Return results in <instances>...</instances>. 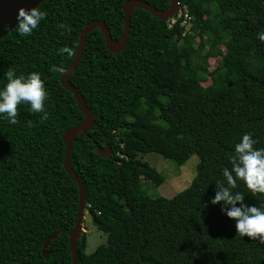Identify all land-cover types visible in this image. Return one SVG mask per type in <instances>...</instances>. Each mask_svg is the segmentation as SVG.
<instances>
[{
    "label": "trees",
    "instance_id": "16d2710c",
    "mask_svg": "<svg viewBox=\"0 0 264 264\" xmlns=\"http://www.w3.org/2000/svg\"><path fill=\"white\" fill-rule=\"evenodd\" d=\"M128 1L45 0L38 8L47 15L30 36L15 28L0 40V87L11 67L39 72L48 92L47 120L28 104L17 106L15 124L0 118V264H72L79 190L64 169L63 134L84 116L61 76L89 23H104L120 40ZM141 1L160 11L171 6V0ZM177 1L193 18L185 36L179 24L170 28V20L137 9L126 48L110 53L94 30L70 77L95 120L74 142L71 166L86 189L85 214L107 236L87 254L81 233L78 264H264V243L242 238L220 204L210 202L215 184L226 183L222 171L231 168L240 137L251 133L254 147L264 148V42L257 39L264 0ZM62 46L75 54L59 55ZM219 57L222 64L209 72L208 60ZM108 147L112 156L104 159L98 151ZM150 153L179 167L198 155L190 187L167 199L135 186L136 175L165 181L139 159ZM233 191L246 204L264 205V194L251 193L242 180Z\"/></svg>",
    "mask_w": 264,
    "mask_h": 264
},
{
    "label": "clouds",
    "instance_id": "9594fccd",
    "mask_svg": "<svg viewBox=\"0 0 264 264\" xmlns=\"http://www.w3.org/2000/svg\"><path fill=\"white\" fill-rule=\"evenodd\" d=\"M47 13L38 7L17 10L16 32L21 37L30 36ZM66 28V25H60ZM257 39L264 42V32L257 34ZM59 55L67 54L72 57L74 49L62 46L57 49ZM51 71L63 72L62 67L53 66ZM6 83L0 87V118L8 119L15 124L17 106L30 105L33 113H42L41 120H47L45 101L48 99L45 81L39 72L33 71L25 75L17 74L15 69L9 68L4 72ZM257 143L251 133H244L239 142L234 145V155L230 157L231 168L225 167L222 171L225 182L215 184V195L212 204H220L221 212L235 221L236 233L242 238L258 239L264 243V205L256 206L244 203V195L236 188L237 180H242L251 193L264 194V148H256Z\"/></svg>",
    "mask_w": 264,
    "mask_h": 264
},
{
    "label": "water",
    "instance_id": "95a60500",
    "mask_svg": "<svg viewBox=\"0 0 264 264\" xmlns=\"http://www.w3.org/2000/svg\"><path fill=\"white\" fill-rule=\"evenodd\" d=\"M44 1L45 0H0V40L9 35L15 29V25L17 23L16 14L19 8L23 7L25 9H30L33 7H39V5ZM137 9L147 11L155 18L166 21L171 20L178 11V1L171 0L170 8L166 11H160L147 2H143L141 0H129L123 7L124 31L120 40H115L112 38L110 30L104 23L100 21H93L89 23L80 34L79 46L73 62L61 76L62 86L73 94L78 108L84 116V120L78 126L66 130L63 134V141L66 148L64 169L69 177L76 183L79 190L77 223L74 230L71 232L69 241V249L72 254V264H78L79 262V252L77 247L84 221L86 189L71 166V155L73 144L76 141L78 135L81 133L87 135L93 129L95 120L91 109L86 105L81 93L73 85H71L70 77L78 68L84 53L87 38L94 30L98 29L102 32L105 37L106 48L110 53H121L126 48L130 34L131 17ZM98 153L104 159H109L112 156V150L110 147L102 151L99 150ZM51 238L52 237H49L44 245V256L47 259L49 258V255L46 252V248Z\"/></svg>",
    "mask_w": 264,
    "mask_h": 264
},
{
    "label": "rangeland",
    "instance_id": "374dc122",
    "mask_svg": "<svg viewBox=\"0 0 264 264\" xmlns=\"http://www.w3.org/2000/svg\"><path fill=\"white\" fill-rule=\"evenodd\" d=\"M208 63V71L213 72L222 64V58L209 59ZM210 84L211 81L209 80L203 83V86L207 87ZM139 159L155 168L165 178L162 185H157L141 175L135 176L133 184L135 186H140L151 198L163 197L171 199L177 194L185 191L195 179L197 167L200 163L198 155H193L185 165L180 167L155 153L140 155ZM81 233L87 235V254L94 253L100 245H105L107 243V236L93 225L88 213L84 216Z\"/></svg>",
    "mask_w": 264,
    "mask_h": 264
},
{
    "label": "built area",
    "instance_id": "2783aa9c",
    "mask_svg": "<svg viewBox=\"0 0 264 264\" xmlns=\"http://www.w3.org/2000/svg\"><path fill=\"white\" fill-rule=\"evenodd\" d=\"M193 18L189 14V9L186 5H181L178 2V11L174 17L170 20L169 27L172 28L175 24H179L181 29H183V36L190 32L192 27Z\"/></svg>",
    "mask_w": 264,
    "mask_h": 264
}]
</instances>
